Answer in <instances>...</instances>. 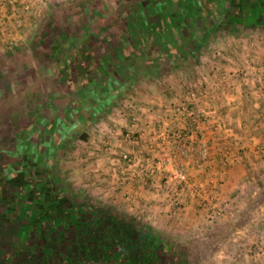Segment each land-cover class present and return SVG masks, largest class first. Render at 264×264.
I'll use <instances>...</instances> for the list:
<instances>
[{"label":"crops","instance_id":"crops-1","mask_svg":"<svg viewBox=\"0 0 264 264\" xmlns=\"http://www.w3.org/2000/svg\"><path fill=\"white\" fill-rule=\"evenodd\" d=\"M171 1L164 10L166 18H169V23L164 21L163 12H159L157 6H147L148 9L144 13L141 12L140 7L146 5L144 2L143 6L140 4L142 0H50L49 3L46 2L39 7L46 12L68 11L66 19L68 31L56 27V31H46V37L40 36L41 32L37 33L36 37V40L41 38L40 41L43 39L50 42V55L54 60L55 68L49 72L52 71L51 74L56 78V83L51 85H56L53 88L54 92L58 93L53 96L54 101L59 102L61 99H65L62 90H70L69 92L74 93L88 92L91 97V101L88 102H91L90 104L93 106H99L98 101L103 100L104 91L111 90L113 92L111 100L107 102L108 104L100 115L87 122V129L90 127L94 131L100 123L99 125L104 126L99 131L106 130L105 136L111 137L114 134H119L118 125L121 129L125 125L127 126L128 123L125 124V122H128L131 117L128 115L127 118L122 119L121 117L125 114L121 117L111 118L110 111L119 107V104H125L132 109V113L136 116L132 120V131L146 133V137L140 138L132 148L133 152L137 154L146 152L147 145L153 140L154 128L159 125L161 118L169 115L172 108L186 98L185 92H188V88L190 89L186 80L189 78L191 69L201 75L206 73L207 80L210 79L205 87H209L210 81L217 79L222 74L234 75L246 58L255 63V66L264 63V39H256L252 34L255 30L264 31V20L255 22L251 19L244 21H240L242 20L240 19L226 28L218 29L215 35L201 41L199 52L194 59L190 57L183 62L163 68V65L159 64V59L157 61L159 55L156 52L151 54L150 51L152 60L147 63H138L137 68L133 67L134 63H130L128 68V64L121 60L132 61L136 58H132L130 55L134 52L132 51L134 45L150 44L151 47L156 45L154 50L157 51L160 40L165 41L166 39V42H170L171 38L175 40L180 36L183 19L189 15L188 5L178 3L177 1L180 0ZM11 10L13 11V9ZM172 10H175L176 14L171 13L169 16L167 13ZM224 10L225 8H221L217 10L218 12H214L223 14ZM42 21V26H44L42 29L45 30V27L50 26L51 21L46 20V23L45 16L42 17ZM52 22L54 25L57 22V17H53ZM130 27L135 29L132 34L128 30ZM242 33L245 35L241 36ZM184 35L191 37L193 34L184 32ZM11 38L13 37L9 35L4 40L8 41ZM66 51L73 58L77 54L71 64L72 72L67 74L63 73L65 64L62 60ZM23 53V59L31 58L27 48L23 49ZM115 55L119 58H115ZM207 55H211L212 60L208 59ZM204 57L207 62L210 60L211 65L207 68L208 71L202 72L199 70L204 69V65L201 64ZM145 58H140V60L144 62ZM172 58L174 59L175 55ZM100 59L106 60L107 63L102 64ZM166 59L169 60V56ZM45 68L42 66V69L37 70L39 73L37 78H44L47 75L43 73L47 72L44 71ZM48 75L50 76V74ZM109 75L115 78V82H109L111 87H108L107 84ZM121 75L123 78L118 77ZM254 75L260 76L255 72ZM177 77H180L181 81L178 82ZM37 81L44 88L48 85L44 79H37L36 84H38ZM257 81L256 78L249 79L246 83L238 81L221 88L216 99L218 105L214 102L215 111L211 118L207 123H199L195 127L197 132L204 133L210 154L219 158L222 151H231L228 167L223 168L221 165L215 164L214 168L199 169L201 144L195 140L196 138L188 141L191 156L194 154H196L195 157L198 156L197 159L192 160L193 165L190 161L187 162L189 171L197 178L201 177L200 180L206 179L209 174L220 172L223 181L220 199H233L237 202L238 199H250L257 194L259 197L261 189H264V151L258 152L259 146H264V101L253 95L258 86ZM199 84L205 83L201 81ZM197 87L205 88L200 85ZM92 92H98L102 96L100 94L94 96ZM162 93L163 95H161ZM93 97H96L94 101L97 103L93 101ZM107 124L111 125L110 128ZM92 131L88 133L90 135L88 143L95 145L96 148L100 146L96 141L99 138L94 136ZM87 152L85 161L88 159L91 162L86 161L83 165L76 164L73 167V173L75 185L81 184L80 186L87 188L88 192L86 189L85 193H83L84 191H75L74 193L71 191L72 199H94L96 187L100 189L101 193L100 197H96L97 199H127L126 194L131 195L132 193L133 197L139 199L132 211L135 218L155 223L160 230L169 229L167 225L172 223V217L167 215L169 206L166 204V195L155 192L157 188H160L156 181L154 183L151 181L150 187L147 189L138 185V182L133 179L128 180V183L123 185L124 187H118V183L115 186L109 174L114 159L103 155V151L91 149ZM196 166L198 169L195 168ZM128 168L139 171L136 166H128ZM98 171L100 173H97ZM77 175L81 178L79 181H76ZM149 179L151 180V178ZM114 187L120 188L119 194L113 192ZM75 190L77 189L75 188ZM114 194L116 195L114 196ZM193 209V207L187 208L185 213L175 217L174 224L182 228L201 222V216ZM245 230L248 232L247 228ZM240 233L242 232L239 231ZM262 233L263 231L260 230L261 238L258 242L251 238L248 239L246 247L234 250L239 252V256L245 255V261L234 259L232 263L228 264H264V233ZM19 235L23 236L21 231Z\"/></svg>","mask_w":264,"mask_h":264},{"label":"rangeland","instance_id":"rangeland-1","mask_svg":"<svg viewBox=\"0 0 264 264\" xmlns=\"http://www.w3.org/2000/svg\"><path fill=\"white\" fill-rule=\"evenodd\" d=\"M25 2L26 0H0V38L2 37V39H0L1 40L0 41V53H1L0 54V165L3 166L2 164H5L6 162L4 158L5 152L8 156L12 155V157L14 158L17 157L19 158L22 155V157H24L25 159L24 161L25 163L27 159L37 164L38 168H40V170L42 171L41 175H43L46 168L43 167L45 161L43 156L41 155V151L35 148L33 144L31 145L27 142V140L31 137L30 134L28 133V131L31 128H27L24 126L22 127L23 130L21 131L20 127L21 125H29L28 127H34L30 131L33 132L34 135H37L39 132L35 131V126L36 129H39L40 124L39 125L37 124L38 126L35 125L36 123L35 120L37 119L41 121V119H44V122H47L49 119L53 121L61 118L67 109L66 106L69 105V101H71L70 96H68V98L66 99H61L59 102L54 101L53 96H56V94L58 93L57 92L55 93L53 91L54 88L51 85L52 83H56V78H54L53 75L51 74L52 71L49 72V70L55 68L54 60L50 55L51 52L49 49L50 42L43 39L40 41L39 39L41 38L36 40V37L38 35L37 33L41 32L40 36L43 35L44 38L47 36L46 31L48 32L56 31V27L57 28L60 27L59 29H64L65 31H68L69 27L67 26V21H66L68 11L67 12L66 11L62 12L63 10H58L57 12H51V11L46 12V10L42 11L41 8H39L40 5H43L46 2L49 3L50 0H43V1L40 0L38 2L37 0H35L32 7L29 10H26ZM143 2L146 3L145 6H143L144 5ZM171 2H172L171 0H142V2L140 3L143 6L140 7L141 12L144 13V11L147 10L149 6L151 7V5L153 7L157 6L159 12H164V10H166V7L169 6L168 3ZM11 9H13V11ZM171 12L173 14H176L175 10H172ZM43 16H45V21L46 20L48 22L51 21V23H49L50 26L45 27V30L42 29L44 27L42 26ZM53 17L55 18L57 17V22L54 25L52 22ZM163 17L164 19H168L165 17L164 13H163ZM128 30L131 32V34L133 30L135 31L133 27H130ZM252 34L255 36L256 39H260V38L264 39V31L260 29L259 31L255 30L254 32H252ZM9 35L13 38L9 39L8 41L4 40V38L5 39L8 38ZM240 35L243 36L245 34L242 33ZM26 48L27 51H29L30 53L29 54L31 57L30 59L29 58L23 59V55H24L23 49ZM3 53L4 56H2ZM64 54L65 55L63 56L64 58L62 60L64 61L65 68L63 69V73L66 74L71 73L72 72L71 64L74 61V58L76 57L77 54H75L74 58L71 57V54H69L68 51H66ZM205 59L206 58L204 57L203 60H201V64L204 65V69L203 70L200 69L199 71L202 72L208 71L207 68L211 65L209 62L210 60H212L211 55L208 56V59H210L208 62ZM99 61H101L102 64L107 63L106 60L103 59H100ZM246 62H249L253 66H255V63H252L250 59L246 58L238 69L246 65ZM262 65H264V63ZM42 66L49 68L48 70L45 68L44 71L47 72H43L47 75L44 76V78L42 77L37 78V74H39L37 70L42 69ZM189 72H190L188 76L189 78L188 80H186V82H187V86L190 87V89L188 88L187 89L188 92L185 93L189 95L191 91L199 92L205 90L207 91L208 94L207 98L210 99L212 95L210 93L211 85L218 78L217 79L215 78L214 80L212 79V81H210L209 83V87H205L208 80L210 79L209 78L207 80L208 76L206 73L201 75L194 72V70L192 69ZM48 74H50V76ZM259 75L260 76L258 77L253 74L249 79L256 78V80H258L257 81L258 86L253 92L254 93L253 95H255L258 99H262L264 101V74H259ZM177 78L179 79L178 82L181 81L180 77ZM37 79L39 80L44 79L45 83L49 85L48 86L49 89H45V91H42L44 86L41 85V83H39L38 81H37L38 84H36L35 81ZM249 79L240 80V83L243 82L246 83V81H248ZM201 81L205 84H199L201 83ZM197 85L204 86L205 88L199 89ZM226 86L227 85H225V87ZM223 87L224 86H221V88ZM161 95H163V93ZM216 95L214 102H216L218 105V102L216 101L217 99ZM207 98H200V99L208 100ZM182 100L184 101L185 99ZM119 105H120L119 107L115 108L114 110L112 109V111H110L111 118H113L114 116L121 117L125 114H126L125 116L121 117L122 119L127 118L128 115L129 117H131L128 120V122H125V124L131 123L129 126L127 124V126L125 125L121 129L120 126L118 125V128L120 130V131L118 130L119 134L117 135L114 134L111 137H107L105 136L106 130L99 131L100 129H103L104 125L101 126L99 125L100 123L97 126L95 125L96 127L94 131H92L90 127L89 129H87L88 126L86 125L77 132L76 129L75 131H72V133L76 132L74 133L72 138L64 140L60 145V153L57 156V158H55V160L54 159L52 160L53 162L51 163L53 164L52 166L54 169V173L57 176L58 183L60 184V187H63L62 195H64L63 194L64 192L65 195L66 194L68 195L71 193V191L73 193L75 191L78 192L84 191L83 193L86 192L87 188L81 187L80 186L81 184L75 185L74 182L75 175L73 173V169H74L73 167L76 164L83 165L86 161L90 163L91 160L87 159L85 161V156L88 153L87 151L91 149L93 150L95 149L96 151H103L104 152L103 155H107L109 158L114 159L112 160L113 165L110 164L111 170L109 174L111 176V179H113L112 181L114 182L115 186L116 183H118V187H124L120 183L119 172L122 168H124L125 170L129 169L128 168L129 164L122 160L120 154L122 151L132 152L133 146L136 145L134 144V142L132 143L125 140L126 134L128 132H132V127H131L132 120L133 117L136 116H134V114L132 113V109L129 108V106H125V104L124 105L119 104ZM126 105L129 104L126 103ZM164 117L161 118L160 116L161 120ZM107 126H109L110 128L111 125L107 124ZM156 129L157 127L154 128L153 134L156 132ZM91 131L93 132L94 136L100 139V140L96 139V141H98V144L100 145L96 148L94 147L95 145L88 143L90 137L88 133H90ZM43 137L44 136L40 135L41 139ZM61 139L62 138L60 137V141ZM33 141L38 142V137H35ZM17 146H18L17 150L14 151V148H16ZM124 146L125 147L127 146V148H124ZM259 147L260 150H258V152L264 151L263 145H260ZM222 152L220 155H222ZM145 153L146 152H143L141 154L145 155ZM194 155L191 156V151H190V155L187 159V162L190 161L192 165L194 163V162L192 163V160L194 161L198 157V156L195 157ZM18 158H17V163H18ZM181 159H182L181 157H178L176 160V164ZM210 159L213 160L212 165L206 166L204 167V169H210L215 164L220 165L219 160L221 159V157L216 158V156L209 153L208 160ZM200 160H201L200 165L207 162V159H204L201 154H200ZM29 165L31 166L30 169H28ZM29 165L27 164L26 166L24 164V166L22 165V168L20 165L18 167L15 166L14 167L15 170L12 167H9L8 169L9 171H12L14 175L15 173L19 172L20 174L24 175L27 180H29L21 183V185L24 187L26 192L27 191L29 192L31 190H33L34 192L40 191L42 189V184L36 182L37 180H41L39 179L40 175L38 174L39 176L37 177V175L34 174V171L36 173L37 171H39V169L36 168L37 166L33 167L31 163ZM195 168L198 169V166H196ZM216 170H218V167H216ZM97 173L100 172L98 171ZM6 175L11 176V173L9 172L8 174L7 172ZM79 175L81 174L79 173ZM79 175H77L78 178L76 179V181H79V179H81ZM200 178L198 177V179ZM157 180L156 183L158 185L163 184V181L159 182V180L158 181ZM15 181L16 180L12 181V183H15L13 187L20 185L18 181L16 182ZM151 181H153V183L155 182V180L153 179L150 180L148 177H146L145 183L143 185L138 183V185H141L147 189L148 187H150L149 184H151ZM13 187L10 188L11 189L10 192H7L3 195V197H0V264H12L13 262L12 260L15 259L14 258L15 254H17L19 251L23 250L25 252L27 247L29 249H33V247L31 248L30 246L29 240H34L33 234H35L36 231H39L40 234L42 233L43 224L45 227L48 225V222L46 221H44V223L42 222L39 223L36 222V219L34 217L32 219L26 217V212L28 207L25 206L26 199L24 197L20 199L18 194L17 196L19 199H10L14 197V191H16V189H14ZM33 188H35V190ZM75 188L77 190H75ZM114 191L119 194L120 188L114 187L113 192ZM48 192L51 194V190H48ZM155 192L156 194L161 193V195L166 194V190L165 188L162 187V185L160 188H157V191L155 190ZM100 195H101L100 189L96 187V191H94V196H93L95 198L87 199V200L92 201L94 203H100L112 207L115 211H117V213H121L122 215L134 217L132 211L134 205L136 206L137 201H139V199L133 197L132 193L131 195L126 194L125 197L127 199H97L96 197H100ZM115 195L116 194H114V196ZM257 195L253 196L250 199H238L237 202L233 201V199H219L224 209V216L215 219H210L206 211L200 209L196 205V203H194L191 207H193L194 208L193 210H195V212H197V214L201 216L202 220L201 222L194 223L193 225L190 226L189 225L183 226L182 228L181 226H176L174 224V222L176 221L175 217H177L179 214L181 216L182 213L186 212L187 208L177 209L173 206H169L167 215L172 217L171 218L172 223H169L167 225L168 226L167 228L169 229L172 228L171 230L169 229L160 230L159 228H157L158 226L157 224L150 223L148 221L140 220V222L146 224L147 226L155 230H159L163 232V234H165L164 236L171 238V240H173L178 245L179 248L177 251L181 253L182 256L184 255L186 256V254L190 253L191 256L193 257V261H194L193 264H228V263H232L234 259L245 261L246 260L245 255L239 256V252H236L234 250L236 248L242 249L246 247L248 239L252 238V240L258 242V240H260L261 238L260 230L263 231L264 233V189H261V194L259 196L260 199H258L259 197ZM220 197H221V192H220ZM37 199L40 198L37 197ZM16 200L17 203L20 204L17 206L18 209L20 207L19 209L20 211L17 212L18 213L17 217H15L14 213L12 212L15 206L13 201L16 202ZM134 201L136 202L133 203ZM35 205H38V203L36 202ZM29 206L32 209L34 208V205L29 204ZM51 219L52 218H50V220ZM24 220H27V222L24 223ZM177 227H179V229H177ZM245 228L248 229V232L247 230H245ZM20 231L23 234L22 237L19 235ZM239 231H241L242 233L239 234ZM252 240L251 243H253ZM42 248L45 247L42 246ZM33 252L32 253L29 252L28 254L31 256L32 255L35 256ZM41 262L43 263L45 262V260L42 259ZM23 263L24 261L22 262V264ZM174 264L177 263L174 262Z\"/></svg>","mask_w":264,"mask_h":264},{"label":"flooded vegetation","instance_id":"flooded-vegetation-1","mask_svg":"<svg viewBox=\"0 0 264 264\" xmlns=\"http://www.w3.org/2000/svg\"><path fill=\"white\" fill-rule=\"evenodd\" d=\"M177 2L180 4H187L189 10V15H187V17L183 19L184 21L182 23L180 36H178V38H176L175 40L174 38H171L170 42H166V39L165 41H163V39L160 40V43L158 42L157 51L154 50L156 45H154L155 47H151L150 44L134 45V47H132V51H134L135 53L133 52L130 55L132 56V58L136 57V60H121V62L128 64V68L130 63H134L135 65L133 67L137 68V66L139 65L138 63H147L148 61L152 60V56L149 53L150 51L151 54H154V52H156L157 55H159L157 61L159 59V64H162L163 68H167L169 67V65H173L177 62H183L190 57L191 59H194L199 52L200 42L204 41L206 38L212 35H215L218 29L226 28L229 25L233 24V22H238L240 19H242L240 21L250 19L255 21L258 20V17H263L264 14V12H262L260 15H256L253 17L251 16V11L258 9V5L261 4V7H264V0H180ZM221 8H225V13L223 12V14H217L214 12H218L217 10ZM194 9L195 11H193ZM171 13L172 12H169L167 14L170 16ZM248 15H250L251 17H249ZM165 20L166 22H169V18L164 19V21ZM138 29L140 30V28ZM184 32L193 35H191V37H186V35H184ZM173 55H175L174 59L172 58ZM167 56H169V60L166 59ZM115 58L119 57L115 55ZM140 58H145L146 60H144L143 62L140 60ZM133 67H131V69H133ZM133 70L135 71V69ZM118 77L123 78L122 75ZM108 78L109 80L107 84L108 87H111L109 82H115V78L110 75L108 76ZM48 86L49 85H47L45 88L49 89ZM45 88L43 87L42 91H44ZM66 89H68L67 86ZM69 91L70 90H62L65 99L70 96L71 101H69V105L66 106L67 109L61 118L53 121L49 119L47 122H44V119H41V121L36 119L37 121L35 120V125L40 124L39 129H36L35 126V131L39 132L37 135H34L33 132L30 131L34 127H28L29 125H21L20 127L21 131L23 130L22 127L24 126L27 128H31L28 131L31 137L27 140V142L31 145L33 144L35 148L41 151V155L43 156L45 161L43 167L46 168L43 175H41L42 171L40 170V168H38L37 164L27 159L25 163V159L24 157H22V155L19 158L17 157V163V158L12 157V155L8 156L5 152L4 158L6 162L5 164H2L5 167L0 165V197H3L5 193L11 191L10 188L15 184L12 183L13 180L18 181L20 185L13 187L14 189H16V191H14V197L10 199H21L22 197H24L26 199L25 206H28L26 217H29L30 219L34 217L36 219V222L39 223L55 220L58 216H62L65 222L68 221L69 217L66 214V211L68 210L66 208V199H72L71 196L73 194L70 193L68 195H65L64 192V195H62L63 187H60V184L58 183V179L56 174L54 173V169L52 166L53 164L51 162H53L52 160H55V158H57V156L59 155L60 145L62 144V142L64 140L71 139L74 133L87 125V122L89 120L94 119L98 115H100L105 109V106L108 104L107 102L111 100V97L113 95V92L111 90L104 91L103 96L98 92H92L94 96H98L100 94L103 99L102 101L96 100L98 101L99 106H93L90 104L91 102H88L91 101V97L88 92L74 93ZM92 99L94 101L96 97H93ZM75 129L76 132L72 133V131H75ZM40 135L44 137L41 139ZM35 137H38V142L33 141ZM60 137L62 138L61 141ZM18 146L14 148V151L17 150ZM30 163L33 165V167L37 166L36 168L40 171H37L36 173L34 171V174H36L37 177L40 175L39 179L41 180L36 181L37 183L42 184V189L40 191L34 192L33 190H31L29 192H26L21 183L29 180H27L25 176L20 174L19 172L15 173L14 175L12 171H9L8 169L9 167H18L19 165L22 168V165L24 166L25 164L27 166V164L29 165ZM30 168L31 166L29 165L28 169ZM7 172L8 174L10 172L11 176H7ZM33 189L35 190V188ZM48 190H51V194L48 192ZM17 194L19 195V198ZM37 197L40 199H37ZM36 202L38 203V205H35ZM13 203L15 204V206L12 212L14 213V216L17 217V212L20 211V207L18 209L17 206L20 204L17 203V200L16 202L13 201ZM29 204L34 205V208H30ZM50 218L52 219L50 220ZM25 222H27V220H24V223Z\"/></svg>","mask_w":264,"mask_h":264},{"label":"built area","instance_id":"built-area-1","mask_svg":"<svg viewBox=\"0 0 264 264\" xmlns=\"http://www.w3.org/2000/svg\"><path fill=\"white\" fill-rule=\"evenodd\" d=\"M35 0H26L25 9L29 10ZM254 72L264 74V65L255 67L246 62L234 75L222 74L211 85V98H207V91H191L185 100L175 105L169 115L164 117L153 134V140L147 145L145 155L133 151H122L120 156L129 166H136L138 170H125L119 172L120 183H128L129 179L137 181L141 185L146 177L163 181L159 187L166 190V204L177 209H186L194 203L206 211L210 219L224 216V209L220 199L223 181L220 172L209 174L206 179L200 180L189 171L187 159L190 155L188 141L196 138L201 144L200 154L207 162L199 166V169L210 166L213 160H208L209 151L204 133L197 132L195 127L199 123H207L215 111V95L219 93L221 86L249 79ZM233 74V73H232ZM217 96V95H216ZM207 98L208 100H201ZM145 138L144 131H132L126 134L125 140L137 144L140 138ZM178 157L182 159L176 164ZM231 157L230 150H224L219 160L223 168L228 167ZM184 159V160H183ZM143 171H140L142 170ZM129 174V176H128ZM157 180V181H158Z\"/></svg>","mask_w":264,"mask_h":264},{"label":"trees","instance_id":"trees-1","mask_svg":"<svg viewBox=\"0 0 264 264\" xmlns=\"http://www.w3.org/2000/svg\"><path fill=\"white\" fill-rule=\"evenodd\" d=\"M258 9L251 11L252 17L264 12L261 4ZM262 20L264 15L255 22ZM66 203L68 221L58 216L46 227L43 224L42 233L36 231L34 240L27 241L33 249L19 251L12 264L194 263L190 253L182 256L177 251L171 238L135 217L87 199H66Z\"/></svg>","mask_w":264,"mask_h":264}]
</instances>
